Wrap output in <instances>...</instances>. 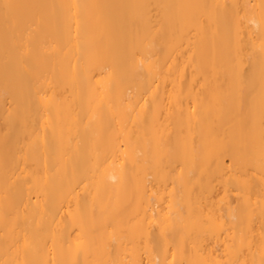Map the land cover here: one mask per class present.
<instances>
[{
  "label": "bare ground",
  "instance_id": "obj_1",
  "mask_svg": "<svg viewBox=\"0 0 264 264\" xmlns=\"http://www.w3.org/2000/svg\"><path fill=\"white\" fill-rule=\"evenodd\" d=\"M0 264H264V0H0Z\"/></svg>",
  "mask_w": 264,
  "mask_h": 264
}]
</instances>
